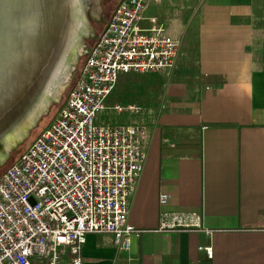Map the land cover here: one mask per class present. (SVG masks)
Here are the masks:
<instances>
[{
    "label": "crops",
    "instance_id": "1",
    "mask_svg": "<svg viewBox=\"0 0 264 264\" xmlns=\"http://www.w3.org/2000/svg\"><path fill=\"white\" fill-rule=\"evenodd\" d=\"M146 16L182 48L173 70L146 84L120 74L108 98L142 108L131 125L148 130L129 217L136 233L129 250L89 234L83 262L264 264V0H162ZM163 212L198 215L201 227L160 230Z\"/></svg>",
    "mask_w": 264,
    "mask_h": 264
},
{
    "label": "built area",
    "instance_id": "2",
    "mask_svg": "<svg viewBox=\"0 0 264 264\" xmlns=\"http://www.w3.org/2000/svg\"><path fill=\"white\" fill-rule=\"evenodd\" d=\"M161 1L120 0L57 117L0 177V264H84L89 234H110L116 247L131 248V203L148 160V130L96 119L120 74L175 68L182 41L146 16ZM114 110L143 112L135 105ZM168 200L163 195L161 206ZM200 227L198 215L161 214L160 230ZM200 250L213 257L212 247Z\"/></svg>",
    "mask_w": 264,
    "mask_h": 264
},
{
    "label": "water",
    "instance_id": "3",
    "mask_svg": "<svg viewBox=\"0 0 264 264\" xmlns=\"http://www.w3.org/2000/svg\"><path fill=\"white\" fill-rule=\"evenodd\" d=\"M83 9V0H0V165L50 111V92L78 55Z\"/></svg>",
    "mask_w": 264,
    "mask_h": 264
},
{
    "label": "rangeland",
    "instance_id": "4",
    "mask_svg": "<svg viewBox=\"0 0 264 264\" xmlns=\"http://www.w3.org/2000/svg\"><path fill=\"white\" fill-rule=\"evenodd\" d=\"M119 2L120 0H83V5L84 3H87L88 4L87 7L89 6L91 10L88 12L87 10L85 11V14L88 13V16L84 18L85 21L82 24L84 30H81V33L82 32L87 33L91 28V19L99 18L100 14H102V18L104 21L103 25L101 24L100 26L96 27L97 35L101 34L102 31L104 30V27L109 22ZM110 12L111 14L110 16H108ZM151 13H152L151 15L164 14L162 13L161 8L159 7L156 8L155 6L152 7ZM76 39H77V43L75 45V48L78 51V55L76 56V58H71L68 62H66L63 70L61 71V74H59V77L56 80V85L54 86L53 91L50 92L51 93L50 96H52L55 99L50 111L42 117L40 124L35 129L32 130L30 136L24 142L20 143L16 148L12 150V153L9 155V158L6 160V165L0 167V177L8 168H10L14 163H16V161L21 157V155L25 153L28 150V148L33 144L36 138L45 129H47L50 126V124L57 117L61 107L65 103L69 95V92L73 88L74 83L80 72V69L86 59V53H84V50L82 51L83 46L86 45L85 37L83 38L81 36ZM182 39H183V51H184L186 50L187 41L184 44V38L182 37ZM93 44L94 42L90 41L89 47L91 48ZM137 77L141 84H146L155 81L158 76L156 74L147 73V74H138ZM151 79H155V80H151ZM117 91L118 92L120 91V87L118 88ZM114 104L126 105L125 103H122V101L118 100V98H116V100L115 98H110L106 102L105 110L101 111L97 116L96 123L98 125L101 126H120V125H129V124L131 125L140 121L141 115L143 114H138V115L130 114V113L119 114L113 109Z\"/></svg>",
    "mask_w": 264,
    "mask_h": 264
},
{
    "label": "flooded vegetation",
    "instance_id": "5",
    "mask_svg": "<svg viewBox=\"0 0 264 264\" xmlns=\"http://www.w3.org/2000/svg\"><path fill=\"white\" fill-rule=\"evenodd\" d=\"M87 5H88L87 3H84V9H83L84 18H86V16H88V13L85 14V11L87 10V12H88V11L91 10V8L89 6L87 7ZM110 14H111V12L108 14V16H110ZM103 22L104 21H103V18H102V14H100L99 18L91 19V28H90V30L87 33L82 32V37L83 38L85 37V42H86V45H84L83 48H82V51L84 50V53L87 54V51L90 48L89 47L90 41L91 42H95L97 40V38L99 37L100 34L97 35L96 27L100 26L101 24L103 25Z\"/></svg>",
    "mask_w": 264,
    "mask_h": 264
},
{
    "label": "trees",
    "instance_id": "6",
    "mask_svg": "<svg viewBox=\"0 0 264 264\" xmlns=\"http://www.w3.org/2000/svg\"><path fill=\"white\" fill-rule=\"evenodd\" d=\"M104 29H105V28H104ZM102 32H103V31H102ZM95 42H96V41H95ZM95 42H94V44H95ZM94 44H93V45H94ZM93 45H92V46H93ZM92 46H91V47H92ZM45 130H46V129H45ZM45 130H44V131H45ZM8 158H9V156L7 157V159H8ZM13 160H14V159H13ZM13 160H11V161H13ZM5 165H6V162H5L3 165H0V167H3V166H5Z\"/></svg>",
    "mask_w": 264,
    "mask_h": 264
},
{
    "label": "bare ground",
    "instance_id": "7",
    "mask_svg": "<svg viewBox=\"0 0 264 264\" xmlns=\"http://www.w3.org/2000/svg\"><path fill=\"white\" fill-rule=\"evenodd\" d=\"M65 55H69V52L67 51V53ZM56 90V89H55Z\"/></svg>",
    "mask_w": 264,
    "mask_h": 264
}]
</instances>
